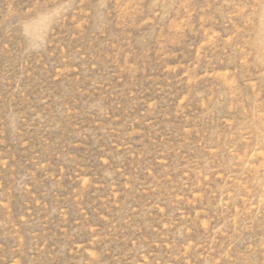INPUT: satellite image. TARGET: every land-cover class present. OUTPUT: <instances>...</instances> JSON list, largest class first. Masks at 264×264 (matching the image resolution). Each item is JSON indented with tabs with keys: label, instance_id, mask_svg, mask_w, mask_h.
<instances>
[{
	"label": "rangeland",
	"instance_id": "374dc122",
	"mask_svg": "<svg viewBox=\"0 0 264 264\" xmlns=\"http://www.w3.org/2000/svg\"><path fill=\"white\" fill-rule=\"evenodd\" d=\"M0 264H264V0H0Z\"/></svg>",
	"mask_w": 264,
	"mask_h": 264
}]
</instances>
